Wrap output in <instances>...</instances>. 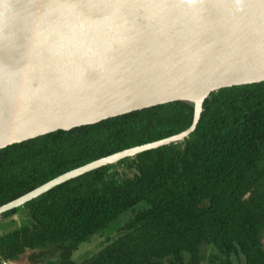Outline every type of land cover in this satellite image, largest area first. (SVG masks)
<instances>
[{
  "label": "trees",
  "instance_id": "1",
  "mask_svg": "<svg viewBox=\"0 0 264 264\" xmlns=\"http://www.w3.org/2000/svg\"><path fill=\"white\" fill-rule=\"evenodd\" d=\"M193 113L192 102L176 100L1 148L0 206L90 161L177 134ZM125 213L101 249L72 258ZM17 214L19 225L0 233L5 260L202 264L205 245L210 264H264V81L211 92L184 141L67 180L0 219Z\"/></svg>",
  "mask_w": 264,
  "mask_h": 264
},
{
  "label": "water",
  "instance_id": "2",
  "mask_svg": "<svg viewBox=\"0 0 264 264\" xmlns=\"http://www.w3.org/2000/svg\"><path fill=\"white\" fill-rule=\"evenodd\" d=\"M261 81L264 0H0V149L166 102L194 104L185 130L68 170L0 214L91 170L184 141L211 92Z\"/></svg>",
  "mask_w": 264,
  "mask_h": 264
},
{
  "label": "rangeland",
  "instance_id": "3",
  "mask_svg": "<svg viewBox=\"0 0 264 264\" xmlns=\"http://www.w3.org/2000/svg\"><path fill=\"white\" fill-rule=\"evenodd\" d=\"M22 217L26 221H29L30 216L28 214V211H24V216L21 214ZM15 219H0V233L4 231H9L17 227L19 225L20 221V214H17L14 216ZM19 218V219H18ZM128 218V214H123L119 219L114 221L106 230L96 233L94 236H92L88 241L82 242L79 247L73 252L72 258L79 262L83 261L89 257H91L93 254H95L99 249H101L104 244L107 242L108 238H111L113 234L116 232V226L123 223ZM202 253L205 255V259L202 264H210V262L207 259V255L211 251L210 248L203 245L201 247ZM19 264H29V263H20ZM236 264H244L240 262H236Z\"/></svg>",
  "mask_w": 264,
  "mask_h": 264
},
{
  "label": "bare ground",
  "instance_id": "4",
  "mask_svg": "<svg viewBox=\"0 0 264 264\" xmlns=\"http://www.w3.org/2000/svg\"><path fill=\"white\" fill-rule=\"evenodd\" d=\"M64 184V183H63ZM245 261V260H244Z\"/></svg>",
  "mask_w": 264,
  "mask_h": 264
}]
</instances>
